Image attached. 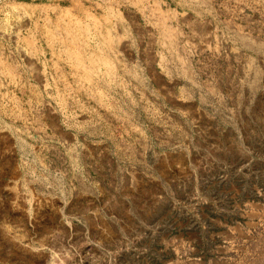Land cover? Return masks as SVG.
<instances>
[{
  "label": "rangeland",
  "instance_id": "rangeland-1",
  "mask_svg": "<svg viewBox=\"0 0 264 264\" xmlns=\"http://www.w3.org/2000/svg\"><path fill=\"white\" fill-rule=\"evenodd\" d=\"M0 264H264V0H0Z\"/></svg>",
  "mask_w": 264,
  "mask_h": 264
},
{
  "label": "bare ground",
  "instance_id": "bare-ground-1",
  "mask_svg": "<svg viewBox=\"0 0 264 264\" xmlns=\"http://www.w3.org/2000/svg\"><path fill=\"white\" fill-rule=\"evenodd\" d=\"M115 15V14H114ZM92 19V18H91ZM133 23V22H132ZM89 27V26H88ZM82 30V29H81ZM81 36V35H80ZM94 36V35H93ZM90 38V37H89ZM91 38H92V36H91ZM93 39H94V37H93ZM96 40V39H95ZM94 42V41H93ZM97 42H99L98 40L96 41V43ZM100 44H102V42H100ZM95 45H97V44H95ZM95 45H93V46H95ZM101 47H102V45H101ZM96 48V47H95ZM95 48H93V49H95ZM105 48H106V45H105ZM96 49H98V48H96ZM95 49V50H96ZM68 55L72 58V59H74V63L77 65V66H79L80 68H85V65H84V60H83V58L80 56V54H79V52H78V50H75L74 48H68ZM105 56V55H104ZM91 60H93L92 61V63H94V62H96L97 64H106L107 63V60L106 59H104L102 56H100V55H97V60H95V59H91ZM78 67V68H79Z\"/></svg>",
  "mask_w": 264,
  "mask_h": 264
}]
</instances>
